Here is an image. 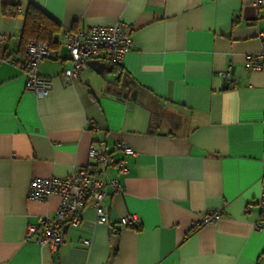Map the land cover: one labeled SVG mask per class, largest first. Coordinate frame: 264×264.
<instances>
[{"label":"crops","instance_id":"crops-1","mask_svg":"<svg viewBox=\"0 0 264 264\" xmlns=\"http://www.w3.org/2000/svg\"><path fill=\"white\" fill-rule=\"evenodd\" d=\"M10 4L15 17L3 14ZM29 4L61 26L56 58L39 69L52 81L46 98L26 90L16 66ZM118 22L133 30L122 64L100 53L67 88L64 32ZM259 33L264 0H0V264H264V228H254L264 188V72L246 68L247 55L263 48ZM226 71L237 88L219 76ZM119 92L135 93V102ZM95 141L127 168L106 171L121 184L101 203L106 221L97 222L89 200L58 250L25 241L28 226L60 202L29 200L32 180L87 167ZM128 216L137 229L122 223Z\"/></svg>","mask_w":264,"mask_h":264},{"label":"built area","instance_id":"built-area-1","mask_svg":"<svg viewBox=\"0 0 264 264\" xmlns=\"http://www.w3.org/2000/svg\"><path fill=\"white\" fill-rule=\"evenodd\" d=\"M133 30L129 24L118 22L113 26H95L88 30L65 31L66 48L71 60V66L66 68L61 78L67 88H73L81 73L89 68V62L96 55L103 53L113 64L120 66L127 52L133 47ZM259 40L263 43L260 52L249 54L246 57V68L253 72H264V33H259ZM5 37L0 35V42ZM57 49L44 42H30L26 46L25 58L16 66L23 72L28 92L38 98H46L50 94L52 81L40 76L39 69L42 62L55 59ZM226 80L229 88H237L235 81L228 71L219 74ZM99 128L93 127V134L99 133ZM116 150L125 156L134 155V151L125 143H117ZM89 165L63 178H34L29 186V200L47 201L52 196L60 199L59 205L53 216H40L36 224L29 225L25 233V241L33 242L40 247H47L52 251L58 250L64 243L67 228H75L81 224L86 203L91 200L95 209L97 222L106 221V212L101 206L107 191L111 188L114 192L121 191V184L116 179L106 177V171L115 165L119 173L125 174L124 159L115 161L111 155L101 147L92 143L88 152ZM261 214L254 225L256 231L264 228V188L257 201ZM253 210V205L246 207L247 213ZM221 214L208 213L203 215L195 224V228L213 223ZM126 226L137 229L138 219L128 216L122 220ZM85 240L84 244L89 245Z\"/></svg>","mask_w":264,"mask_h":264},{"label":"trees","instance_id":"trees-1","mask_svg":"<svg viewBox=\"0 0 264 264\" xmlns=\"http://www.w3.org/2000/svg\"><path fill=\"white\" fill-rule=\"evenodd\" d=\"M3 14L15 17L19 14L18 5L10 4L3 6ZM61 31L58 22L48 16L40 8L29 4L25 10V23L21 35V47L26 49L30 42H44L50 47L56 48V36Z\"/></svg>","mask_w":264,"mask_h":264},{"label":"water","instance_id":"water-1","mask_svg":"<svg viewBox=\"0 0 264 264\" xmlns=\"http://www.w3.org/2000/svg\"><path fill=\"white\" fill-rule=\"evenodd\" d=\"M94 63H96V62H92V61H90L89 62V65L90 66H92ZM104 68L106 67V65H104L103 66ZM119 95L120 96H123L124 98H128V97H130V99L133 101V102H135V100H136V94L134 93V95L133 94H127V93H122V92H119Z\"/></svg>","mask_w":264,"mask_h":264}]
</instances>
